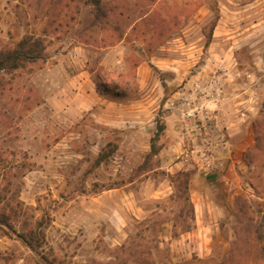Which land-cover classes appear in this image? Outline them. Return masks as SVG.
Here are the masks:
<instances>
[{
    "label": "rangeland",
    "instance_id": "obj_1",
    "mask_svg": "<svg viewBox=\"0 0 264 264\" xmlns=\"http://www.w3.org/2000/svg\"><path fill=\"white\" fill-rule=\"evenodd\" d=\"M105 2L112 13L94 24L88 0H0V49L35 34L47 56L0 71V217L20 232L40 222L41 250L56 264H264V152L250 166L243 159L254 119L264 118V0ZM83 70L94 87L79 90L71 77ZM96 75L128 81V98L99 96ZM82 89L100 100L79 115ZM195 89L210 120L209 135L192 143L179 114ZM157 123L165 129L153 154ZM237 124L252 139L231 170L238 181L208 184L227 207L223 226L208 242L187 237L194 212L171 177L225 171L216 149L208 176L197 157ZM1 256L0 264L38 260L22 244L13 252L0 243Z\"/></svg>",
    "mask_w": 264,
    "mask_h": 264
},
{
    "label": "trees",
    "instance_id": "obj_2",
    "mask_svg": "<svg viewBox=\"0 0 264 264\" xmlns=\"http://www.w3.org/2000/svg\"><path fill=\"white\" fill-rule=\"evenodd\" d=\"M93 6V22L94 24L103 21L107 23V19L112 13V7L106 4L105 0H88ZM214 26V25H213ZM40 35L26 34L20 40H18L12 48L0 49V71L11 72L21 68H25L28 64H35L37 62H44L46 56V45L40 38ZM207 44L211 40V33L207 36ZM95 84L96 93L99 96L111 97L116 100H123L128 98V93L132 91L130 83L120 81H104L99 79L96 75L93 78ZM264 107V104L262 105ZM262 113V110H261ZM253 134L254 145L249 148L247 154L244 156V162L247 166H250L256 160V156H259L261 152H264V118L257 117L253 121ZM165 127L157 123L156 131L151 140V153L156 154L154 141L159 136ZM256 154V155H255ZM262 155V154H261ZM100 156L97 158L99 163ZM192 172L178 171L171 177V182L174 189L181 198L184 199V204L190 208L193 214V205L189 197V185ZM239 206V208H238ZM238 211H243L240 204L237 205ZM238 218V216H237ZM194 219V214L191 217ZM238 222V221H237ZM220 228L223 226V222L219 223ZM41 227L40 222H37L36 227L23 230L22 232L16 231L15 228L9 223V217L5 214H1L0 217V234L2 237H8L19 241L30 253L36 255L38 260L36 264H56V258H50L48 254L44 253L41 249L45 243L44 233L39 230ZM1 261L7 260L4 257H0ZM139 264H146L145 259H136Z\"/></svg>",
    "mask_w": 264,
    "mask_h": 264
},
{
    "label": "crops",
    "instance_id": "obj_3",
    "mask_svg": "<svg viewBox=\"0 0 264 264\" xmlns=\"http://www.w3.org/2000/svg\"><path fill=\"white\" fill-rule=\"evenodd\" d=\"M228 19L236 20L235 14L228 15ZM225 34L228 33L226 32ZM213 36H215V34ZM228 38H231V36H228ZM89 75L90 74L86 70L79 71L72 75L71 82L73 83L74 87L79 90L81 88H84L86 85L88 86V82L92 84V87H94ZM77 94L83 99V105H85L83 106V108H78V110H76V108L74 107L75 111H77L75 113L79 115L82 114L83 111H87L89 108H91V105L96 102L95 97L97 101L100 100V97L95 93L94 89L89 91L82 89L81 91H78ZM85 99H87L88 103ZM240 103H246V100ZM226 128L228 130V132H226L228 138L222 143L223 145H221L220 147L215 145L216 160L219 167L229 161L228 167L225 168L226 170H220V172H218V174L215 176V179L211 178L212 180L203 179L199 177L198 174L194 173L192 174L190 179L189 192L191 194H194L195 196V198H192L194 212L193 228L195 227V230L192 232H187V237L196 236L199 237L200 240L203 242H208L211 239L214 225L220 223L221 217L226 216L227 212L226 205L222 204L219 199H214L212 197L213 195L215 196L217 192L213 188L214 186L211 188L208 187V184H210L211 182L218 181L220 187L221 183H225L226 185L230 186L229 189H232L231 183L233 184L235 181H238V176L234 174L235 172H232L231 170L234 164L240 163L242 161V153L246 150L247 147L252 144L250 133L247 140H242V137L244 136V134H246V128L244 126H238L237 124L235 127L229 125ZM165 149V147H162V150ZM177 164L178 162L175 163V165ZM0 243L6 245V247L13 252L21 244L17 240L1 236Z\"/></svg>",
    "mask_w": 264,
    "mask_h": 264
},
{
    "label": "built area",
    "instance_id": "obj_4",
    "mask_svg": "<svg viewBox=\"0 0 264 264\" xmlns=\"http://www.w3.org/2000/svg\"><path fill=\"white\" fill-rule=\"evenodd\" d=\"M199 92L195 89L189 98L181 102L179 114V128L184 135V140L194 142L199 138H205L209 135L208 123L210 116L205 106L197 103ZM217 97L208 99V102L214 103ZM210 147L205 151H200L197 157V164L202 173L208 176L213 170L215 145L209 144Z\"/></svg>",
    "mask_w": 264,
    "mask_h": 264
}]
</instances>
